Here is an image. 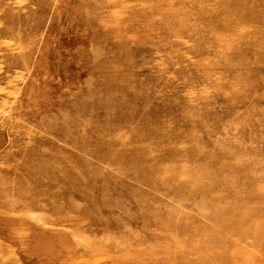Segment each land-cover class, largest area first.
Returning <instances> with one entry per match:
<instances>
[{
	"label": "rangeland",
	"instance_id": "obj_1",
	"mask_svg": "<svg viewBox=\"0 0 264 264\" xmlns=\"http://www.w3.org/2000/svg\"><path fill=\"white\" fill-rule=\"evenodd\" d=\"M0 264H264V0H0Z\"/></svg>",
	"mask_w": 264,
	"mask_h": 264
}]
</instances>
